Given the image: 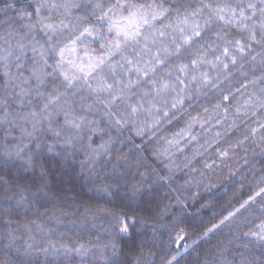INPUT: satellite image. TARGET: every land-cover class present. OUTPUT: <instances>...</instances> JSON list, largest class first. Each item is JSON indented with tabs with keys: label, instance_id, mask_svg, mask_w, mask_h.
<instances>
[{
	"label": "clouds",
	"instance_id": "9594fccd",
	"mask_svg": "<svg viewBox=\"0 0 264 264\" xmlns=\"http://www.w3.org/2000/svg\"><path fill=\"white\" fill-rule=\"evenodd\" d=\"M0 264H264V0H0Z\"/></svg>",
	"mask_w": 264,
	"mask_h": 264
}]
</instances>
